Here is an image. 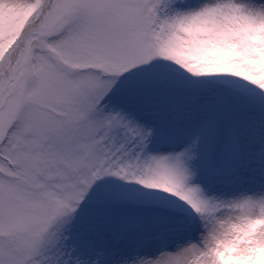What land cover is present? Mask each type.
Wrapping results in <instances>:
<instances>
[{
	"label": "snow or ice",
	"instance_id": "obj_1",
	"mask_svg": "<svg viewBox=\"0 0 264 264\" xmlns=\"http://www.w3.org/2000/svg\"><path fill=\"white\" fill-rule=\"evenodd\" d=\"M0 264H264V0H0Z\"/></svg>",
	"mask_w": 264,
	"mask_h": 264
}]
</instances>
